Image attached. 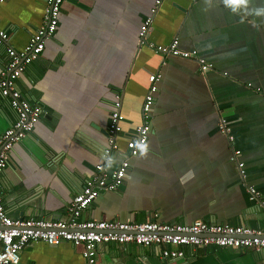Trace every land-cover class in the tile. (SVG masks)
<instances>
[{
	"label": "crops",
	"instance_id": "obj_1",
	"mask_svg": "<svg viewBox=\"0 0 264 264\" xmlns=\"http://www.w3.org/2000/svg\"><path fill=\"white\" fill-rule=\"evenodd\" d=\"M156 0H66L55 33L16 81V89L41 108L33 131L15 144L0 177L12 219L64 220L67 209L105 162L113 170L129 135L141 123L151 74H159L144 149L129 160L116 191H103L81 220L177 223L196 220L264 227L248 199L253 186L264 198V0L232 6L225 0H160L145 43L139 30ZM46 0H0V72L6 49L22 51L42 25ZM177 40L212 65L162 57L156 47ZM121 101L119 154L102 156L113 101ZM15 114L0 96V135ZM232 129L233 144L218 130ZM241 152L245 178L230 160ZM107 160V161H106ZM80 246L35 242L20 264H84ZM97 264H264V251L210 248L185 261L156 257L137 245L103 244Z\"/></svg>",
	"mask_w": 264,
	"mask_h": 264
},
{
	"label": "built area",
	"instance_id": "obj_2",
	"mask_svg": "<svg viewBox=\"0 0 264 264\" xmlns=\"http://www.w3.org/2000/svg\"><path fill=\"white\" fill-rule=\"evenodd\" d=\"M66 0H46L42 25L30 37L22 51L11 46L6 49L7 64L0 72V96L7 99L15 114L12 124L0 135V177L7 166L8 155L15 144L29 135L40 120L42 110L22 98L16 89V81L26 67L38 59L44 50L45 41L56 31L61 5ZM160 0L139 30L140 43L150 31L153 15ZM8 40V34L0 27V43ZM177 40L169 45L156 47L162 57H176L185 60L194 59L202 73L212 65L197 57L194 50L184 51L178 48ZM159 74L148 77L149 86L142 104L141 123L134 133L128 136L126 152L120 154L113 170L102 162L95 167V174L85 182L81 191L73 197L64 220L12 219L4 209L0 191V264H20V254L29 244L43 242L50 246L70 243L82 248L84 264H97L98 248L103 244L137 245L150 250L156 257L173 262L185 261L187 254L193 255L206 247L250 249L264 251V227L253 229L244 225L217 224L196 220L191 223H131L117 220H81V214L103 191H116L127 177L130 158L136 157L145 147L151 133V112L154 95L157 92ZM120 97L113 101L109 123L106 129L107 146L102 156L105 159L119 154L117 138L120 136L124 118L120 112ZM219 132L233 144L232 129L225 120L218 124ZM241 152L232 148L230 160L236 164L241 178H245L244 163L239 160ZM107 161V160H106ZM248 199L256 204L264 217V198L253 186L246 187Z\"/></svg>",
	"mask_w": 264,
	"mask_h": 264
},
{
	"label": "clouds",
	"instance_id": "obj_3",
	"mask_svg": "<svg viewBox=\"0 0 264 264\" xmlns=\"http://www.w3.org/2000/svg\"><path fill=\"white\" fill-rule=\"evenodd\" d=\"M225 2L231 5L233 11H235L237 6L243 5L245 3V0H225Z\"/></svg>",
	"mask_w": 264,
	"mask_h": 264
},
{
	"label": "trees",
	"instance_id": "obj_4",
	"mask_svg": "<svg viewBox=\"0 0 264 264\" xmlns=\"http://www.w3.org/2000/svg\"><path fill=\"white\" fill-rule=\"evenodd\" d=\"M213 247H214V246H213ZM213 247H206V248H204V249H199V250H197L196 252L204 251V250H209L210 248H213ZM214 248H217V247H214Z\"/></svg>",
	"mask_w": 264,
	"mask_h": 264
}]
</instances>
